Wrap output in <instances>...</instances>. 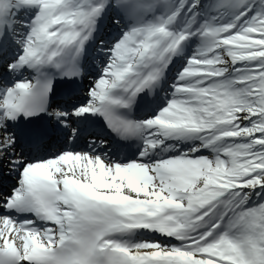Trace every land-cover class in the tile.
Segmentation results:
<instances>
[{
  "label": "snow or ice",
  "instance_id": "6c2138e0",
  "mask_svg": "<svg viewBox=\"0 0 264 264\" xmlns=\"http://www.w3.org/2000/svg\"><path fill=\"white\" fill-rule=\"evenodd\" d=\"M0 264H264V0H0Z\"/></svg>",
  "mask_w": 264,
  "mask_h": 264
}]
</instances>
